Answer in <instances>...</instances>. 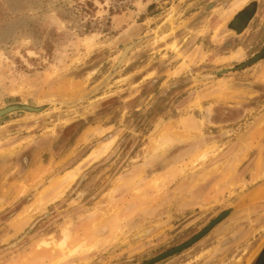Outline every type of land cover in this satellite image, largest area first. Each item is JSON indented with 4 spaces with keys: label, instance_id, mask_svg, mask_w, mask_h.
Returning a JSON list of instances; mask_svg holds the SVG:
<instances>
[{
    "label": "rangeland",
    "instance_id": "obj_1",
    "mask_svg": "<svg viewBox=\"0 0 264 264\" xmlns=\"http://www.w3.org/2000/svg\"><path fill=\"white\" fill-rule=\"evenodd\" d=\"M13 104L43 109L0 118V264H146L235 206L154 264L264 241V0H0Z\"/></svg>",
    "mask_w": 264,
    "mask_h": 264
},
{
    "label": "water",
    "instance_id": "obj_2",
    "mask_svg": "<svg viewBox=\"0 0 264 264\" xmlns=\"http://www.w3.org/2000/svg\"><path fill=\"white\" fill-rule=\"evenodd\" d=\"M42 109L43 108H41V107H35V106L24 105V104H21V105L20 104H13V105H8V106L6 105V107L0 109V118L5 117V116L12 114V113H15V112H19V111L20 112H26V113H39L40 111H42ZM244 203H246V202H244ZM241 204H238V205H241ZM241 206H243V205H241ZM237 209H239V206H235L233 208L225 210L223 212V214H221L219 217L215 218L208 227H206L201 233H199L198 235L193 237L191 240H189L188 242L183 243L177 247L172 248L170 251H168L162 255H159L158 257L153 258L152 260L148 261L146 264H154V263H157L159 261L171 258L172 255L189 248L190 246H192L193 244L198 242L200 239H202L206 234H208L215 225H217L219 222H221L226 217L231 215ZM249 264H264V241L258 247V249L255 251V255L253 256V258Z\"/></svg>",
    "mask_w": 264,
    "mask_h": 264
},
{
    "label": "bare ground",
    "instance_id": "obj_3",
    "mask_svg": "<svg viewBox=\"0 0 264 264\" xmlns=\"http://www.w3.org/2000/svg\"><path fill=\"white\" fill-rule=\"evenodd\" d=\"M6 107V106H5ZM4 108V107H3ZM0 109H2V108H0ZM77 173V172H76ZM67 176H68V178H70L71 180H74L75 178H76V175H75V173L74 172H69L68 174H67ZM66 177V176H65ZM62 179V178H61ZM60 180V179H59ZM65 181V180H64ZM62 182V181H61ZM56 183V182H55ZM65 183V182H64ZM66 186V185H65ZM252 192V191H251ZM250 192V193H251ZM250 195V196H249ZM248 196V198L249 199H252V201H253V199H261V197L262 196H264V187H261V188H259V189H257L253 194H249ZM262 198H264V197H262ZM246 200H247V197H246ZM248 201V200H247ZM251 201V200H250ZM250 201H249V203H250ZM256 200H254V202H255ZM244 202H246V201H244ZM248 203V202H247ZM63 243H64V241H62V242H60L59 243V245H63Z\"/></svg>",
    "mask_w": 264,
    "mask_h": 264
},
{
    "label": "flooded vegetation",
    "instance_id": "obj_4",
    "mask_svg": "<svg viewBox=\"0 0 264 264\" xmlns=\"http://www.w3.org/2000/svg\"><path fill=\"white\" fill-rule=\"evenodd\" d=\"M244 17H245V14H241V16L238 17V20L237 21H239V22L242 23L244 21Z\"/></svg>",
    "mask_w": 264,
    "mask_h": 264
},
{
    "label": "crops",
    "instance_id": "obj_5",
    "mask_svg": "<svg viewBox=\"0 0 264 264\" xmlns=\"http://www.w3.org/2000/svg\"><path fill=\"white\" fill-rule=\"evenodd\" d=\"M259 186H261V185H259ZM259 186H256V188L259 187ZM256 188H254L253 190H255ZM253 190H252V191H253Z\"/></svg>",
    "mask_w": 264,
    "mask_h": 264
},
{
    "label": "trees",
    "instance_id": "obj_6",
    "mask_svg": "<svg viewBox=\"0 0 264 264\" xmlns=\"http://www.w3.org/2000/svg\"><path fill=\"white\" fill-rule=\"evenodd\" d=\"M241 14H242V13H241ZM241 14H240V15H241Z\"/></svg>",
    "mask_w": 264,
    "mask_h": 264
}]
</instances>
